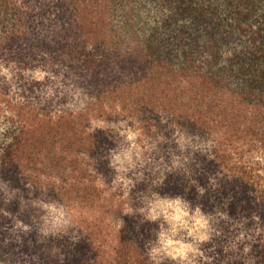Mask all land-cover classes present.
<instances>
[{
    "label": "trees",
    "instance_id": "1",
    "mask_svg": "<svg viewBox=\"0 0 264 264\" xmlns=\"http://www.w3.org/2000/svg\"><path fill=\"white\" fill-rule=\"evenodd\" d=\"M92 118L137 125L143 190L206 222L195 255L154 257ZM0 122V264H264V0H0Z\"/></svg>",
    "mask_w": 264,
    "mask_h": 264
},
{
    "label": "rangeland",
    "instance_id": "2",
    "mask_svg": "<svg viewBox=\"0 0 264 264\" xmlns=\"http://www.w3.org/2000/svg\"><path fill=\"white\" fill-rule=\"evenodd\" d=\"M83 106V102H76L70 106V109H80ZM112 126L120 131V149L114 153L111 160L113 167L116 168L117 182L124 192L128 190L129 195L131 194L126 199H129L131 204H135L136 212L146 220L154 222L159 228V239L153 250L154 257L187 260L196 254L197 242L207 238L208 230L205 220L177 200L143 190L140 183L142 178L139 174L145 166L143 161L148 156L150 147L141 148L140 143L143 138L137 132V125L125 122L106 123L96 118L90 121L92 129H105ZM6 129V125L0 122V144L5 141ZM44 211L45 214L40 217L43 230L57 232L70 226L68 219L72 215L63 214L61 210L52 212L44 209ZM20 229L23 234L35 233V231L22 230L21 227ZM111 234L107 246H115L112 241L114 234Z\"/></svg>",
    "mask_w": 264,
    "mask_h": 264
}]
</instances>
